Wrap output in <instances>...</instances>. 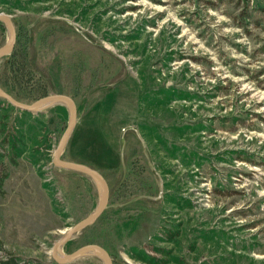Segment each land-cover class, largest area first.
I'll return each mask as SVG.
<instances>
[{
	"label": "rangeland",
	"instance_id": "374dc122",
	"mask_svg": "<svg viewBox=\"0 0 264 264\" xmlns=\"http://www.w3.org/2000/svg\"><path fill=\"white\" fill-rule=\"evenodd\" d=\"M0 14L17 32L0 85L26 104L71 97L62 159L110 187L58 256L97 244L113 264H264V0H0ZM9 35L1 21L0 49ZM47 105L0 98V264H59L53 246L102 198L55 164L71 110Z\"/></svg>",
	"mask_w": 264,
	"mask_h": 264
},
{
	"label": "water",
	"instance_id": "95a60500",
	"mask_svg": "<svg viewBox=\"0 0 264 264\" xmlns=\"http://www.w3.org/2000/svg\"><path fill=\"white\" fill-rule=\"evenodd\" d=\"M4 22L7 24L8 29L10 31V40L7 45L2 47L0 49V58L4 57L8 54H10L13 51V48L15 47L16 41H17V32L14 23H12V18L9 15L6 14H0V22ZM0 98L5 99V101L9 102L14 107L28 111V112H34L39 109H41L43 106L50 104V103H59L64 102L69 104L70 106V112H71V118L69 121V124H67V129L65 130L62 137H60L59 144L55 150L54 155V162L57 166L72 170H77L82 173L88 174L89 176L93 177L95 180L98 181V183L101 185L102 189V198L100 201V204L98 205L97 209L90 214L88 217L82 219L75 225L71 226L68 231L64 233V236L55 243L52 249V255L55 261L59 264H68L73 262L74 260L80 258L84 254H87L89 252H97L101 254L104 258L105 264H113V260L109 252L102 246L97 244H88L85 246H82L78 248L73 253L66 255L65 257L58 256V252L61 248H63L78 232L83 230V228L93 224L97 219L101 216L106 207L108 206V201L110 198V187L102 174L97 171L96 169L82 163L77 162H71L66 161L62 159L63 150H65L66 145L68 143V140L70 138V135L72 134L75 124H77V105L71 97H67V95L63 94H54V95H47L45 97H42V99H37L35 102L31 104H26L20 101L15 100V98L7 93L2 87H0Z\"/></svg>",
	"mask_w": 264,
	"mask_h": 264
},
{
	"label": "trees",
	"instance_id": "16d2710c",
	"mask_svg": "<svg viewBox=\"0 0 264 264\" xmlns=\"http://www.w3.org/2000/svg\"><path fill=\"white\" fill-rule=\"evenodd\" d=\"M14 56V54L13 53H10V54H8V55H6V56H4L5 58H6V60H8L7 62H9V61H11V58ZM11 63V62H10ZM1 86V85H0ZM2 87V86H1ZM4 87V86H3ZM4 89V88H3ZM35 90H37V89H35ZM8 92V91H7ZM10 95H12L14 98H15V100H17V101H20L19 100V98L16 96V94H14V93H12V92H8ZM42 95H44V96H46L48 93H47V91H43L42 93H41ZM33 97H35V96H33ZM2 264H14V263H7V262H4V263H2Z\"/></svg>",
	"mask_w": 264,
	"mask_h": 264
},
{
	"label": "bare ground",
	"instance_id": "6f19581e",
	"mask_svg": "<svg viewBox=\"0 0 264 264\" xmlns=\"http://www.w3.org/2000/svg\"><path fill=\"white\" fill-rule=\"evenodd\" d=\"M59 103H64V102H59ZM53 104H55V103H50V104H48L47 105V107H49L50 105H53ZM70 107V106H69ZM66 232V231H65ZM92 253H96L97 255H101V254H99V253H97V252H89V253H87V254H92ZM58 255H59V252H58ZM85 255V254H84ZM101 257L103 258V256L101 255ZM104 259V258H103Z\"/></svg>",
	"mask_w": 264,
	"mask_h": 264
}]
</instances>
